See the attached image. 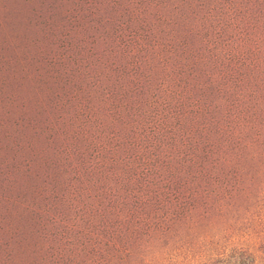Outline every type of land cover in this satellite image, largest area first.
Returning <instances> with one entry per match:
<instances>
[{
  "label": "rangeland",
  "instance_id": "rangeland-1",
  "mask_svg": "<svg viewBox=\"0 0 264 264\" xmlns=\"http://www.w3.org/2000/svg\"><path fill=\"white\" fill-rule=\"evenodd\" d=\"M0 264H264V0H0Z\"/></svg>",
  "mask_w": 264,
  "mask_h": 264
}]
</instances>
